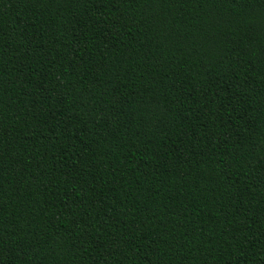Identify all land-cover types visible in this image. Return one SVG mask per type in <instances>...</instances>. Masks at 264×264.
Masks as SVG:
<instances>
[{"label": "trees", "instance_id": "trees-1", "mask_svg": "<svg viewBox=\"0 0 264 264\" xmlns=\"http://www.w3.org/2000/svg\"><path fill=\"white\" fill-rule=\"evenodd\" d=\"M0 264H264V0H0Z\"/></svg>", "mask_w": 264, "mask_h": 264}]
</instances>
